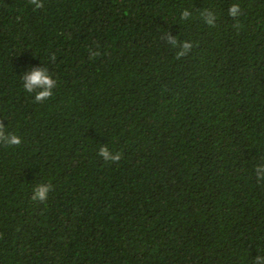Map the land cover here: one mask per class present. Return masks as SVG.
I'll list each match as a JSON object with an SVG mask.
<instances>
[{"label":"trees","instance_id":"trees-1","mask_svg":"<svg viewBox=\"0 0 264 264\" xmlns=\"http://www.w3.org/2000/svg\"><path fill=\"white\" fill-rule=\"evenodd\" d=\"M167 33L192 51L177 60ZM34 67L57 80L42 103ZM0 122L22 139L0 144V264L264 255V0H0Z\"/></svg>","mask_w":264,"mask_h":264},{"label":"clouds","instance_id":"clouds-1","mask_svg":"<svg viewBox=\"0 0 264 264\" xmlns=\"http://www.w3.org/2000/svg\"><path fill=\"white\" fill-rule=\"evenodd\" d=\"M30 4L34 5L36 9L43 6V0H29ZM242 14L241 6L239 3H233L228 8V15L232 18H236ZM200 17L203 19L204 23L210 27H215L217 23V15L214 11L205 7L199 11ZM192 17V11L189 9H184L181 13V20H189ZM239 27V24L235 25ZM163 39L166 38V42L172 48H178L175 56L176 59H182L187 56L193 49L194 44L189 40H183L167 33ZM101 53L98 50H92L90 59H94ZM52 59H55L53 54ZM57 86V80L53 78V75L49 72L46 67H34L30 71L23 75V87L28 93H35V102H44L50 99L54 94V89ZM22 143L20 136L12 133H6L3 122H0V144H5L7 146H17ZM98 155L103 158L105 162L117 163L122 159V154L120 152H113L109 149L107 144L102 145L99 148ZM255 174L258 181H264V162L259 163L255 167ZM52 189V185L49 184H38L33 189L31 195V200L46 202L48 199V194ZM254 264H264V255H259L254 259Z\"/></svg>","mask_w":264,"mask_h":264}]
</instances>
